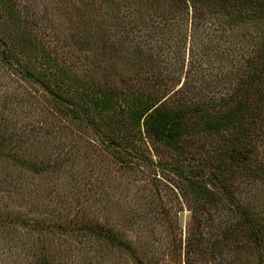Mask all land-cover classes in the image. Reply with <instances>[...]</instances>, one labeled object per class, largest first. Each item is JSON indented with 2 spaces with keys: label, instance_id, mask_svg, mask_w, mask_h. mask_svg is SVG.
Here are the masks:
<instances>
[{
  "label": "trees",
  "instance_id": "1",
  "mask_svg": "<svg viewBox=\"0 0 264 264\" xmlns=\"http://www.w3.org/2000/svg\"><path fill=\"white\" fill-rule=\"evenodd\" d=\"M118 1L82 0L99 13L106 4L114 40L104 33L95 42L92 30H81L77 54L59 56L28 26L31 17L17 0H0V63L39 89L42 99L40 117L21 130L12 125L15 107L8 105L24 106L28 93L2 103L0 163L30 176L60 177L81 161L82 144H97L117 170L170 175L195 227L183 244L168 209L154 203L171 240L162 255L148 251L147 242L89 216L91 189L84 180L90 183L94 174L84 171L72 175L83 188L73 193L75 205L48 209L45 203L23 215L12 207L13 193L27 197L35 189L8 170L0 175V184L9 185L3 194L0 187V236L13 241L19 230L23 239L38 232L41 242L52 240L28 252L24 264H167L182 254L185 264H264V209L241 196L264 191V0H125L132 17L121 16ZM105 12L92 20L103 31ZM153 36L160 42L151 48ZM73 56L89 62L80 66ZM29 141L43 144L41 156L24 150ZM83 163L95 166L87 157ZM46 189L62 200L73 191L58 184Z\"/></svg>",
  "mask_w": 264,
  "mask_h": 264
},
{
  "label": "rangeland",
  "instance_id": "2",
  "mask_svg": "<svg viewBox=\"0 0 264 264\" xmlns=\"http://www.w3.org/2000/svg\"><path fill=\"white\" fill-rule=\"evenodd\" d=\"M17 2L18 8L22 14L27 12L31 17L28 19V26L31 27L33 25L38 37L46 44L53 54L54 52L55 54L58 53L59 56H69L71 53L77 54V43L75 42H78L81 30H92L93 34L97 36L95 42H99V36L104 33L105 37L112 38L113 40L116 37L112 29L108 26L115 19L111 20L110 13L105 12L106 4L100 8L99 13L95 12V10L91 11L94 7H91V9L88 10L89 7H86L82 0H17ZM97 2L98 0H96V3ZM74 4L76 5L75 7ZM117 5L121 16L131 15L132 17L135 14L132 8H130L131 6L128 5L125 0H119ZM115 8L114 9L117 10V7ZM102 12H105V18H108L103 22L106 27L104 29L105 31L98 28L97 21L94 23L92 22L95 18L96 20L102 18ZM129 24L133 23H129L128 21L127 25ZM243 31L244 34L239 36V39L243 37L241 42L247 37L245 35L246 30L244 29ZM234 33L236 32H233V34ZM117 34V36H121L122 32L120 31ZM236 39L237 38L234 37V40ZM155 42H160V39L154 38L153 36V40L150 43L151 48L155 47ZM225 46L228 47L227 45ZM244 46L246 48L247 45H242L241 43L239 48L242 50V47ZM72 58H74V56ZM77 61L78 59H75L73 62ZM86 62L89 61L80 59L78 64L84 67ZM225 62L228 64L231 63L229 60ZM116 77L117 76L114 75V78ZM218 86H221V83H218ZM25 91L28 93L26 94V98H30L28 103H23L24 106L21 107L22 104L15 103L17 101L14 100L15 102H10L8 105L10 107L8 110L10 111H13L12 109L15 107L14 111L16 115L12 117V125H15L20 130L23 128L21 125L24 126L26 122H32L40 117L42 99H39L41 97V91L37 88L33 89V87L29 85V82L21 77L9 73V71L0 63V110L2 103L7 102L10 99V96L20 95L24 97L23 95ZM54 142V138L51 139L49 143H45V145L31 141L26 145L24 150L27 152H37L38 156H41L42 145L44 152L45 150H48L51 147L50 145ZM146 145L149 147L150 154L153 155V158L158 160L160 156L157 155L155 149L150 147L149 143ZM67 149L68 147L66 146L63 152L66 153ZM81 149V152L85 151L84 154H82L81 161L78 160L76 163L68 164V166H71L69 167L70 170L68 171V175L62 174L60 177L57 175L50 177V175L48 176L47 174L30 176L19 171V168H15L11 163H4V165L0 163V168H4V170H0V175L11 170L16 173L15 178L16 180L18 179L17 181L20 184L35 189L32 190V194L27 197L25 194H19V192L15 191L11 202L12 207L15 210L22 211L23 215H27L32 213L36 214L42 205V208L45 207V203L65 208L66 206H71L73 203L75 205L77 202L75 194L73 195V193H77L75 190L79 191L82 187L78 189L79 185L75 182L72 175L84 171L86 175H89L90 173L94 174L90 177L91 185H89L90 183L87 182V180H84L88 185L85 189H91L89 192L91 193V196L88 198L89 216L113 224L131 239L136 238L139 242H147L149 248L148 251L160 250V254L162 255L163 251H165L170 245L169 240H171V238H168V235L167 238L165 237L168 227L163 221L164 219L161 214L156 213L152 208L154 203L161 204L170 212L169 217L171 216L173 220L171 226H173L176 236H181L183 240L182 243L184 244L185 234L189 229L191 230V228H194L196 224L191 212L187 209L184 200L180 196L179 189L174 186L173 179H171L170 175L162 177L161 174H158L157 172L155 177L158 179H155L152 177V171H150L151 174H149V171L146 173L143 172L144 174H136L132 171L126 172L125 169L117 170V165L113 164L111 161L109 162L107 159L108 157L100 150L98 151L97 144L94 149L82 144ZM70 150H72V148H70ZM86 157L91 163L94 162L95 166H93V168L87 165L88 163H83ZM55 184H58L61 189H68L69 191L73 190L71 194L69 193L65 195L66 199L69 201L66 199L62 200L59 197L57 198L55 192L49 193L50 190L46 188H55ZM82 185L84 186V183H82ZM6 186H9L8 183L5 185L3 183L0 184L2 194L5 193L4 189L7 188ZM261 190L262 187L261 189L258 188L256 192H251L252 194H241L244 200H250V203L259 211L264 209V191ZM54 191H58V189H55ZM77 195L78 194H76V196ZM99 198H102V200L100 201ZM51 205L49 208H46L50 209ZM70 210L73 212L72 209ZM54 212L55 211H53V213ZM11 234L13 235V233ZM40 234L41 233L35 232L23 239L19 234V230H16L14 231V236L12 238L13 241H8L7 239L2 238L1 235L0 264H24L31 258L30 256L27 257L26 254L28 252L36 249L40 244H47L49 241H52L51 239L43 238L44 241L41 242L39 239L41 237ZM5 235L10 238V235ZM24 240H27L28 243ZM70 242L74 248H77L79 245L78 241L70 240ZM58 243L55 245L58 246ZM26 244L29 245L25 246L26 249H24L23 247ZM10 245H12V247H10ZM183 246L184 245H182V249ZM66 247L67 245L65 248ZM61 249H63V246ZM164 257L166 258L167 255H164ZM174 258L175 259H172V262L167 264H185L183 254L180 257L181 261L176 260L178 256Z\"/></svg>",
  "mask_w": 264,
  "mask_h": 264
}]
</instances>
